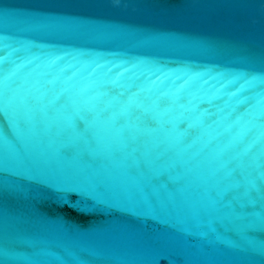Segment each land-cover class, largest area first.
<instances>
[{"label": "water", "instance_id": "1", "mask_svg": "<svg viewBox=\"0 0 264 264\" xmlns=\"http://www.w3.org/2000/svg\"><path fill=\"white\" fill-rule=\"evenodd\" d=\"M0 264H264V0H0Z\"/></svg>", "mask_w": 264, "mask_h": 264}, {"label": "clouds", "instance_id": "2", "mask_svg": "<svg viewBox=\"0 0 264 264\" xmlns=\"http://www.w3.org/2000/svg\"><path fill=\"white\" fill-rule=\"evenodd\" d=\"M113 3H114L115 5H119L120 0H113Z\"/></svg>", "mask_w": 264, "mask_h": 264}]
</instances>
